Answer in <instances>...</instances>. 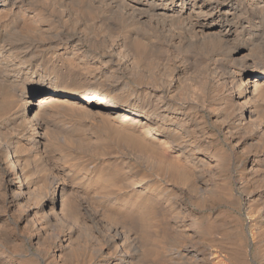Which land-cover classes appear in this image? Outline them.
Instances as JSON below:
<instances>
[{
    "label": "bare ground",
    "instance_id": "1",
    "mask_svg": "<svg viewBox=\"0 0 264 264\" xmlns=\"http://www.w3.org/2000/svg\"><path fill=\"white\" fill-rule=\"evenodd\" d=\"M0 264H264V0H0Z\"/></svg>",
    "mask_w": 264,
    "mask_h": 264
},
{
    "label": "rangeland",
    "instance_id": "2",
    "mask_svg": "<svg viewBox=\"0 0 264 264\" xmlns=\"http://www.w3.org/2000/svg\"><path fill=\"white\" fill-rule=\"evenodd\" d=\"M249 236V238L251 237L250 235H248Z\"/></svg>",
    "mask_w": 264,
    "mask_h": 264
}]
</instances>
